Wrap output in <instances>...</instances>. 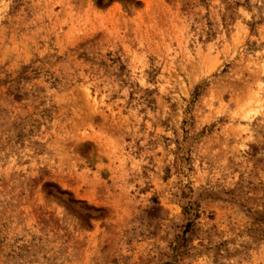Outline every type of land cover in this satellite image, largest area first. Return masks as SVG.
Masks as SVG:
<instances>
[{"label": "rangeland", "instance_id": "374dc122", "mask_svg": "<svg viewBox=\"0 0 264 264\" xmlns=\"http://www.w3.org/2000/svg\"><path fill=\"white\" fill-rule=\"evenodd\" d=\"M0 264H264V0H0Z\"/></svg>", "mask_w": 264, "mask_h": 264}]
</instances>
